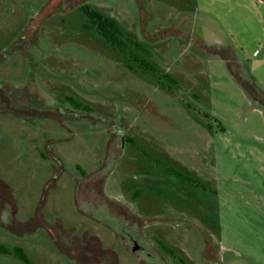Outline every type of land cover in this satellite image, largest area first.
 I'll list each match as a JSON object with an SVG mask.
<instances>
[{
  "label": "rangeland",
  "instance_id": "rangeland-1",
  "mask_svg": "<svg viewBox=\"0 0 264 264\" xmlns=\"http://www.w3.org/2000/svg\"><path fill=\"white\" fill-rule=\"evenodd\" d=\"M84 4L139 45L87 28ZM31 17L2 80L69 117L0 111V264H90L101 245L134 264L108 215L135 212L165 257L264 264V0H0V48Z\"/></svg>",
  "mask_w": 264,
  "mask_h": 264
},
{
  "label": "flooded vegetation",
  "instance_id": "flooded-vegetation-1",
  "mask_svg": "<svg viewBox=\"0 0 264 264\" xmlns=\"http://www.w3.org/2000/svg\"><path fill=\"white\" fill-rule=\"evenodd\" d=\"M27 20H28L27 21L28 23L22 27L19 35L14 37L6 46H3L0 48V111H9V112H12L13 114L26 116L28 118H34V116H46L45 111H48L50 113L48 114L50 115V117H55L62 121L64 118L69 117V114L66 112V110L64 109L62 105L54 104L53 107H50L46 105V103L41 102V100H38L35 97L28 98L27 100H25L24 96L20 92L16 91L17 89H20L18 86L12 85L13 87L9 88L5 85V83L2 80L3 79L2 74L4 73V68L7 67L6 65L9 63L12 66L13 64L18 63V61L15 59V57L19 56L17 52L19 51L22 56L25 55V51L23 50V47L25 45V42L28 36H31V34L29 35L28 33L29 31L28 25L31 23L32 17ZM32 26L34 27L35 25L32 24ZM34 29H36V27H34ZM22 56L20 57L22 58ZM116 133H118L120 137V142H119V147H120L123 141L122 139L123 137L121 136V133L119 131H117ZM47 143L49 144L50 140H48ZM47 147H48L47 144H45L43 146V149H44L43 151L38 150L37 154L39 158H44V159L46 158L47 156L46 151L49 152L47 150ZM114 148L110 149L109 151V153L111 152L112 155L114 154L113 152ZM49 153L53 155L52 152H49ZM90 174L91 173L89 171L88 173H84V174L81 173V175H78V176L74 175V177L72 178L75 184L74 190H75L76 199H77L76 192H77L78 182L80 180L81 181L84 180V178H86ZM59 175L60 174H58V177ZM1 196H2V199H0L1 202L5 198H7L5 195L3 196L1 194ZM104 196H105L104 198H107L106 195ZM0 214H1V210H0ZM104 214L108 215L105 212ZM135 214H137V212L133 213V217L135 218V223L133 222L134 223L133 226L128 224L126 216L124 217L123 215H117V216L108 215L109 217L113 219L114 224H117V225L112 226V234L115 233L118 236L121 244L123 245L124 251L127 253L128 256L132 257L134 264H185L184 259L180 257H175V255H173L172 252H170L169 256L165 257L161 253L156 252V250L152 248L150 244L148 245L147 242L143 239V235L141 234V231H140V227L142 225V223L140 222L142 221H140L138 215H135ZM60 225H61V232L65 236V240L60 242L62 246L70 247L71 245H74V247L78 251L85 247H88V253L91 251L92 240H90V242L88 241L89 239L85 242L84 241L78 242L77 240L82 234L92 239L95 237L90 236L86 231H82L80 233L81 234L80 236L78 234L70 233L71 236L73 235L71 237L68 235L70 230L63 226V222ZM67 229L69 231H67ZM98 239L100 243H102L100 238ZM98 249H99L98 253H100L101 255L99 258L93 257L92 259H90L88 255L87 261H94L93 263H90V264H98V261L100 262V264H108L104 261H115L114 262L115 264H119L118 262L119 260L117 259L114 260V259L107 257L108 255L107 251L109 252L113 251L116 253V251L113 250V248L106 247V246L102 247L101 245V247H98ZM151 249L155 250L153 251L154 253L151 252L152 251ZM78 251L75 252L74 255H77ZM206 255L210 256L209 253H206ZM204 260L210 261L205 258ZM77 261H79V259H77ZM215 264H218V261H215Z\"/></svg>",
  "mask_w": 264,
  "mask_h": 264
},
{
  "label": "trees",
  "instance_id": "trees-1",
  "mask_svg": "<svg viewBox=\"0 0 264 264\" xmlns=\"http://www.w3.org/2000/svg\"><path fill=\"white\" fill-rule=\"evenodd\" d=\"M81 9L87 17V28H95L96 31L102 35L107 42H109L116 49L126 53L130 45L133 44L138 46L137 41L132 40L130 37L124 36L122 27L117 23L116 20L109 17L108 15L91 8L89 5H81ZM134 58L138 59L136 54H133ZM143 61V60H142ZM4 250V247L0 246V251ZM19 249H17L18 251ZM16 251V252H17ZM20 251V250H19Z\"/></svg>",
  "mask_w": 264,
  "mask_h": 264
},
{
  "label": "water",
  "instance_id": "water-1",
  "mask_svg": "<svg viewBox=\"0 0 264 264\" xmlns=\"http://www.w3.org/2000/svg\"><path fill=\"white\" fill-rule=\"evenodd\" d=\"M45 113H46L47 117H50V115H48V114H50L48 111H45ZM118 151L120 152V147L113 151L115 156H117Z\"/></svg>",
  "mask_w": 264,
  "mask_h": 264
}]
</instances>
